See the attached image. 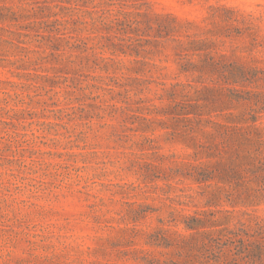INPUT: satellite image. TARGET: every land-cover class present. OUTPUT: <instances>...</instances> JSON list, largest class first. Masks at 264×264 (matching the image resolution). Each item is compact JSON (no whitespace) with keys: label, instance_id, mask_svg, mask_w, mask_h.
Returning a JSON list of instances; mask_svg holds the SVG:
<instances>
[{"label":"rangeland","instance_id":"rangeland-1","mask_svg":"<svg viewBox=\"0 0 264 264\" xmlns=\"http://www.w3.org/2000/svg\"><path fill=\"white\" fill-rule=\"evenodd\" d=\"M240 7L0 0V264H264V37Z\"/></svg>","mask_w":264,"mask_h":264},{"label":"clouds","instance_id":"clouds-1","mask_svg":"<svg viewBox=\"0 0 264 264\" xmlns=\"http://www.w3.org/2000/svg\"><path fill=\"white\" fill-rule=\"evenodd\" d=\"M194 2L195 0H148V5L149 10L156 15H168L170 13L166 9L174 8L177 4L181 8H186L192 6ZM237 3L242 6L237 13V17L254 30H257L261 37H264V0H237ZM252 5L258 7L259 10L257 11ZM201 7H207V5L201 4ZM157 9L159 10L157 11ZM177 18L186 20V17ZM261 58L264 59V50L261 51ZM49 139H52V137H49ZM65 222L67 223V221ZM68 264H71V261Z\"/></svg>","mask_w":264,"mask_h":264}]
</instances>
